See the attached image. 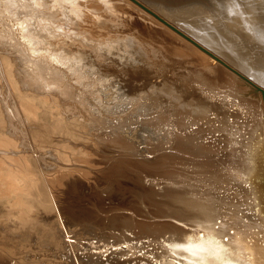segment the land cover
<instances>
[{
  "label": "bare ground",
  "instance_id": "obj_1",
  "mask_svg": "<svg viewBox=\"0 0 264 264\" xmlns=\"http://www.w3.org/2000/svg\"><path fill=\"white\" fill-rule=\"evenodd\" d=\"M137 1L243 79L154 24L159 21L134 2L136 11L118 0L5 1L10 16L0 13L1 263L191 264L169 241L213 218L220 227L212 231L229 236L226 246L236 249L232 238L241 239L231 259L245 264V233L253 264L264 257V102L258 91L264 89V0H240L235 15L225 10L228 0ZM122 41L124 62L145 64L123 70L130 80H147L135 90L110 77L113 67L103 73L95 63L101 58L112 64L106 58L122 52ZM155 71L167 79L149 81ZM169 72L179 76L169 78ZM105 97L115 101L112 116L123 121L157 107L163 114L151 126L130 122L141 127L136 140L132 130L133 138L117 130L127 121L113 125L112 116L102 121L108 116L94 112L105 106ZM147 98L153 102L143 108ZM127 104L132 112H118ZM94 127L114 140H104ZM71 130L81 143L68 138ZM144 134L164 141L140 148L150 145ZM159 145L163 152L146 154ZM165 155L171 170L150 160ZM145 193L163 199L148 201ZM106 200L118 202L106 207ZM92 250H112L113 258ZM37 254L39 259L32 257Z\"/></svg>",
  "mask_w": 264,
  "mask_h": 264
},
{
  "label": "rangeland",
  "instance_id": "obj_2",
  "mask_svg": "<svg viewBox=\"0 0 264 264\" xmlns=\"http://www.w3.org/2000/svg\"><path fill=\"white\" fill-rule=\"evenodd\" d=\"M3 1V2H2ZM7 1H9V0H0V4L2 5H0L1 7H0V13L2 12L3 13V11H5L4 13H3V15L5 16V18H6V16H10V14H9V12H7V10L9 11V4H6V2ZM2 2V3H1ZM121 2V3H120ZM5 3V4H4ZM118 3L119 4H122V5H126V7H128V9H130V10H134L133 8L134 7H138L137 5H134V3L133 2H130L129 0H127V4H125V2H122V1H119L118 0ZM124 3V4H123ZM3 5H5V6H3ZM130 5V6H129ZM132 6V7H131ZM131 7V8H130ZM7 8V9H6ZM5 9V10H4ZM138 9H140V10H142L140 7H138ZM134 11H136V9L134 10ZM6 13V14H5ZM108 13V12H107ZM107 13H106V16H108L107 15ZM9 14V15H8ZM109 14V18H110V16H111V14L110 13H108ZM147 15V14H146ZM1 16H2V14H0V19H3L4 18V16H2V18H1ZM148 16V15H147ZM1 21V20H0ZM2 23H3V20H2ZM0 25H2V24H0ZM1 27V26H0ZM2 28V27H1ZM97 30H99V29H97ZM108 31V30H107ZM107 31H105V32H107ZM111 31H113V30H111ZM102 32V31H101ZM7 34V33H6ZM101 40V39H100ZM91 41H93L94 42V40L93 39H91ZM92 42V43H93ZM96 48V47H95ZM118 48V47H117ZM120 48H121V50H122V52L120 51H118V50H115V51H113L114 52V54L112 53V57H109V58H106V60L109 62V61H112V64L111 63H108L107 65L106 64H103V62H102V60L103 59H101V58H99V59H96L95 60V63H96V65H98V66H103V70H101L103 73L105 72H109V71H107V69H111V67H113V74L111 75L110 74V77H112V78H120V79H122V80H126L127 82H128V86H130V88L132 89V90H135L137 87H139V86H142L143 84H145L146 82H147V80L146 79H142V80H130L129 78H130V76H129V74H128V72L127 73H124L123 72V70H129V67H130V69H140V67L142 66V67H144V65L145 64H143L142 65V61H141V59H139L138 60V62H139V65H128V63H125L124 61H126V59L128 58V55L126 56L127 58H123V55H125V52L126 51H128V49H126L125 48V46H124V43H123V41L120 43ZM144 48V47H143ZM142 48V50L143 51H145V48L143 49ZM121 53V55H119V53ZM116 53H118V54H116ZM121 57H119V56ZM120 62V63H119ZM141 63V64H140ZM101 64V65H100ZM141 67V68H142ZM104 68H106V70L104 69ZM128 68V69H127ZM120 69V70H119ZM105 70V71H104ZM155 73H156V71H155ZM126 74V75H125ZM136 75H140V72H136L135 73ZM169 75H168V77L169 78H172V77H178L179 75L177 74V75H175L174 73L172 74L171 72H169L168 73ZM172 74V75H171ZM156 76H153V78H151L149 81H152V82H156V83H161L164 79H167V74L166 75H162L161 76V73L160 72H157L156 74H155ZM101 83V82H100ZM112 83H114V86H118V84L117 83H115L114 81L112 82ZM172 84H173V82H172ZM108 88L110 89L111 87L110 86H108ZM107 88V89H108ZM135 93H133V95H134ZM173 95V94H172ZM105 99V100H104ZM128 99V100H127ZM125 98V102L126 103H129L130 102V100H129V98ZM103 100H104V103H106L105 104V106H102V108H101V110H100V108L99 109H97V110H95L94 112H97V113H100V114H102V116H112V115H114L115 116V114L117 113V112H115L114 110H111V104H112V101L113 102H115L114 100H109V98L108 97H105V98H103ZM152 102L153 101H151L149 98H147V99H144L143 100V103H142V106H143V108H144V106L146 105L147 107L149 106H151V104H152ZM108 103V104H107ZM110 104V105H109ZM173 106H174V108H172V110H176V108H175V104H172ZM108 106V107H107ZM110 106V107H109ZM140 106V105H139ZM105 107H107V108H105ZM106 109L107 110V112H106V110H102V109ZM110 110H109V109ZM133 108V105L132 104H127V105H124L123 107L122 106H120L119 108H118V112H120V111H122L123 112V110L125 109V110H130L131 111V109ZM146 108V107H145ZM113 109V108H112ZM233 109V108H232ZM101 111H104L103 113L101 112ZM109 111H114L113 113L114 114H112V112L110 113ZM117 111V110H116ZM230 111H233V113H235L234 111L235 110H231L230 109ZM132 112V111H131ZM107 113H109V114H107ZM140 113L141 114H139L138 113V115H136V114H134V115H136V116H134V115H129V116H131V117H129L128 116V120H126L125 119V121H123L124 120V118H122V116L121 117H119L118 119L117 118H115L114 116H112V118H111V121H112V123H113V125H117L119 122H121V123H123V122H126V125H125V127H120V128H117V130H121V129H123L124 128V132H126V133H124V135L125 136H127V137H131V135H129L128 134V132H129V130H132L133 131V134L135 135V137L134 138H136V140H137V134H136V130H138V129H141V127H140V124H130V122H132V121H149V122H146V123H144V125H148V126H151V123H153L154 122V118H157L159 115H162L163 114V110L161 111V109H160V107H157V108H155V110H153V109H149V111H147V112H145V111H143V110H141L140 111ZM111 114V115H110ZM83 115V114H82ZM85 115H87V114H85ZM164 115H166V114H164ZM109 116L108 117H105L104 119H101L102 121L104 120V121H108L109 120ZM123 116H124V113H123ZM137 117V118H136ZM83 118H85V117H83ZM89 118H92V120L93 121H95L96 120V118L95 117H89ZM181 117L178 115L177 117H176V119H180ZM92 121V122H93ZM65 122H67V121H65ZM86 123L87 124H89L90 126L92 125L89 121L87 122L86 121ZM112 125V124H111ZM127 125H128V127H127ZM107 126V125H106ZM93 129V131H95L99 136H102V137H104L103 139L104 140H107L108 138V141H113L114 139L113 138H111L110 136H104V133H101V129H98V128H96V127H94V128H92ZM91 129V130H92ZM190 130H192V129H190ZM156 132H158V134H164V131L162 130L161 132L160 131H156ZM70 133V132H69ZM71 135L68 137V138H71L72 140H77V142L78 143H81L82 142V140L75 134L76 132H73L72 130H71ZM142 134V133H141ZM157 134V133H156ZM143 135V134H142ZM144 136H146L147 137V134L145 135L144 134ZM153 137H154V139H153ZM131 138H133V137H131ZM116 140V139H115ZM157 140V141H156ZM32 142H33V140H31ZM58 141V140H57ZM117 141V140H116ZM147 141L150 143V145H140L139 144V147L141 148V147H143V149H145V148H148V149H151V148H154L155 147V145L157 144H160V142L161 141H164V139H162L161 140V138H159V136H152V137H150V138H148L147 137ZM153 141V142H152ZM152 142V143H151ZM155 142V143H154ZM157 142V143H156ZM48 145H50V146H54V147H56L58 150H63L64 148H63V145H56L55 144V142L53 143V142H50V141H48ZM61 144V143H60ZM136 147V146H135ZM150 147V148H149ZM163 147L164 146H161V145H159V148L158 149H155V151H153L152 153H146V154H158V152L159 153H161V152H163V151H160L161 149H163ZM137 150V149H136ZM157 152V153H156ZM137 153V152H136ZM136 153H134L135 155H136ZM127 154V153H126ZM130 154H132V153H130ZM140 154V153H139ZM139 154H138V156H139ZM187 154V153H186ZM150 157H151V155H149ZM188 156H192L194 159H196L193 155H188ZM139 159V161L141 160H143L142 158H138ZM166 159H168V157L165 155V157H163V159L161 158L160 159V157L157 159V158H154V159H150V160H152L153 162H155V161H158L159 163H162V164H159L158 166H160V165H162V166H160L161 167V169H163V170H171L170 169V165L172 164V162H171V164L169 165L168 163H170V162H166L165 160ZM145 160V159H144ZM143 160V161H144ZM140 161V162H141ZM187 161V160H186ZM167 164L169 165L168 167H166L165 168V165L167 166ZM142 165H143V162H142ZM183 165V164H182ZM185 165V164H184ZM182 167H185V166H182ZM168 168V169H167ZM53 172H49V174H52ZM133 174H135L136 172H132ZM140 176H143V174L142 173H140ZM51 177H53V175H51ZM53 179V178H52ZM104 195V194H103ZM143 195V194H142ZM144 196H146L147 198H148V201H150V200H153V199H157V198H155L156 196H158V197H160V199L159 200H162L163 198L161 197V196H159V195H153V194H150V193H145L144 194ZM162 198V199H161ZM127 199H130V198H127ZM117 202H118V200H106L105 201V206L106 207H108V206H112V205H114V204H117ZM117 212H119V211H115V210H111L110 212H109V214H113V213H117ZM226 218H227V215H224L223 216V220L225 221L226 220ZM66 241H73L72 239L71 240H68V239H66ZM100 252V254H103V256L105 257L104 258V260H106L107 258H110V259H112L113 257H112V255H111V251L112 250H92V252ZM99 252L97 253V254H99ZM80 254H81V256L82 257H84V256H87L88 255V251H82V252H80ZM106 255V256H105ZM41 255L40 254H37V257L36 256H33L32 255V257L33 258H37V259H39V257H40ZM134 258H135V256H134ZM5 263H7V264H10V262L8 263V262H6L5 261ZM51 263H53L54 264V262H50V264ZM134 264L135 263H137V261H135V262H133ZM143 263H145V262H143ZM0 264H3V263H1L0 262ZM105 264H109V262H106ZM132 264V263H131Z\"/></svg>",
  "mask_w": 264,
  "mask_h": 264
},
{
  "label": "snow or ice",
  "instance_id": "obj_3",
  "mask_svg": "<svg viewBox=\"0 0 264 264\" xmlns=\"http://www.w3.org/2000/svg\"><path fill=\"white\" fill-rule=\"evenodd\" d=\"M239 8L240 0H228V7L225 10L229 15H235L239 13ZM261 38L264 39V34ZM187 227L189 231L183 238L178 241H169V245L179 250L182 255L188 256L191 264H241L240 260L230 258L232 252L239 250L241 239L234 236L232 239L237 248L230 249L225 244L229 239L228 234L219 235L212 231L214 228L220 227L219 219L213 218L209 223ZM206 229L207 231H205ZM244 241L243 248L248 253L245 264H253L252 241L246 233ZM260 242L262 252H264V236H261ZM175 264H179V259H176ZM260 264H264V257Z\"/></svg>",
  "mask_w": 264,
  "mask_h": 264
},
{
  "label": "water",
  "instance_id": "obj_4",
  "mask_svg": "<svg viewBox=\"0 0 264 264\" xmlns=\"http://www.w3.org/2000/svg\"><path fill=\"white\" fill-rule=\"evenodd\" d=\"M131 1L134 2L135 4H137L138 6H140V8H142L143 10H145V11L149 12L150 14H152V16H154L160 23L159 24L158 22L152 20V22H154V24L158 25L161 28L170 29L173 32V35L174 36L176 35L178 39H180L181 41L186 43L191 48V50H193L194 52L200 54V56L202 55V56H204L206 58H211L212 63L214 65H216V66L219 65L220 66V68H221L220 70L228 71L229 73L235 74L236 76L242 78V76L237 71H235L232 67H230L227 63L222 61L219 57L214 55L207 48H205L204 46L199 44L197 41H195L194 39H192L191 37L186 35L184 32L180 31L176 26H174L173 24H170L165 19L161 18L160 16H158L154 12L150 11V9H148L147 7H145L142 4H140L137 0H131ZM258 91L261 92L262 97H263V102H264V89L261 88V87L260 88L258 87Z\"/></svg>",
  "mask_w": 264,
  "mask_h": 264
}]
</instances>
